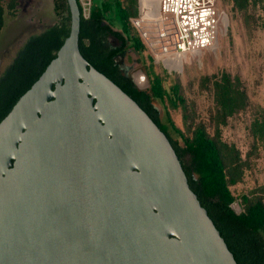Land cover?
Here are the masks:
<instances>
[{"label": "water", "instance_id": "95a60500", "mask_svg": "<svg viewBox=\"0 0 264 264\" xmlns=\"http://www.w3.org/2000/svg\"><path fill=\"white\" fill-rule=\"evenodd\" d=\"M67 3L68 37L0 122V264H238L167 135L82 55Z\"/></svg>", "mask_w": 264, "mask_h": 264}, {"label": "trees", "instance_id": "16d2710c", "mask_svg": "<svg viewBox=\"0 0 264 264\" xmlns=\"http://www.w3.org/2000/svg\"><path fill=\"white\" fill-rule=\"evenodd\" d=\"M52 1L58 18L56 24L27 42L0 82V122L38 80L70 33L71 17L67 0ZM229 1L233 9L247 18H252V11L264 3V0ZM78 3L81 10L79 47L82 55L133 98L167 135L191 189L207 210L237 263L264 264V183L236 195L235 188L243 182L251 168L253 151L243 157L235 144L223 138V128L228 120L249 104L240 77H233L225 71L208 77L214 100V131L210 132L204 123L196 122L193 106L182 97L177 80L166 85L167 75L165 79L150 67L149 88L140 89L116 63V55L125 54L127 41L138 52L145 49L139 36L132 33L131 26V18L140 13V0H104L100 3L91 0L88 13L81 0ZM4 12L0 8V31L4 26ZM113 14L121 22L124 35L113 29ZM109 34L118 37L123 47H112L107 39ZM157 102L169 103L165 107L166 121L161 119ZM179 109L183 111V129L175 124L170 114L171 110ZM251 134L255 148L258 143L264 145V117L253 120ZM238 200L241 205L239 211L234 207Z\"/></svg>", "mask_w": 264, "mask_h": 264}, {"label": "rangeland", "instance_id": "374dc122", "mask_svg": "<svg viewBox=\"0 0 264 264\" xmlns=\"http://www.w3.org/2000/svg\"><path fill=\"white\" fill-rule=\"evenodd\" d=\"M103 2L104 0H94ZM10 0H1L0 4L7 8ZM153 4L156 0H150ZM19 9L15 17L5 13V27L0 35V75L12 63L17 50L31 34H38L56 24L58 18L54 13L52 0H18ZM217 6L223 13L222 31L217 43L201 53L190 54L184 60L182 68L170 71L163 62L155 60L153 53L147 48L137 28L132 26L145 49L138 52L127 41L123 64L128 68L127 74L137 84L142 79L140 89H148V72L150 67L161 77L167 75L166 85L172 80L180 83L181 95L186 103L193 106L196 122H202L210 132L214 131L212 115L214 100L211 90L212 83L208 77L220 72H228L233 77H240L247 92L249 104L245 110L228 120L223 128V138L235 144L243 157L252 152L251 168L235 188L236 195L249 191L251 188L264 183V145L258 143L254 147L251 134V123L256 118L264 117V3L252 11L253 17L247 18L242 12L233 9L229 0H217ZM225 14V15H224ZM113 29L123 33L121 22L112 15ZM126 37V36H124ZM146 80H144V78ZM166 79V77H165ZM145 81V82H144ZM157 102L162 121H166V105ZM175 124L183 129V111H170ZM237 211L241 209L240 201L234 204Z\"/></svg>", "mask_w": 264, "mask_h": 264}, {"label": "built area", "instance_id": "2783aa9c", "mask_svg": "<svg viewBox=\"0 0 264 264\" xmlns=\"http://www.w3.org/2000/svg\"><path fill=\"white\" fill-rule=\"evenodd\" d=\"M156 1L152 4L150 0H140V13L131 22L155 60L170 71L180 69L171 65L176 58L181 57L183 65L188 55L199 54L217 43L225 24L217 0ZM81 3L88 13L91 0ZM137 84L145 83L139 78Z\"/></svg>", "mask_w": 264, "mask_h": 264}, {"label": "flooded vegetation", "instance_id": "af4514ba", "mask_svg": "<svg viewBox=\"0 0 264 264\" xmlns=\"http://www.w3.org/2000/svg\"><path fill=\"white\" fill-rule=\"evenodd\" d=\"M1 1V0H0ZM0 8H3L4 10H5V12H4V14H3V16H2V19H3V22H4V26H3V28L1 29V31H0V35H1V33H3V31H4V27H5V18H4V16H5V13L8 11L9 13H11L10 14V17H15V13L17 12V9H19V5H18V0H10V2L8 3V6H7V8H5L3 5H1L0 4ZM51 28V27H50ZM47 29H49V28H47ZM47 29H45L43 32H45ZM43 32H41V33H43ZM41 33H38V34H41ZM38 34H31L26 40H25V42L22 44V46L17 50V52H16V55H15V57L13 58V60H12V63L7 67V69L2 73V75H0V82L3 80V78L5 77V75L10 71V68L12 67V65H13V63H14V61H15V59H16V57H17V55L19 54V52L25 47V45L27 44V42L33 37V36H36V35H38ZM110 35H112V36H115V35H113V34H109L108 35V41H109V43L111 44V46L112 47H114V48H121V47H123V43H122V45H120V46H117L115 43H113V42H111L110 40H109V36ZM116 37V36H115ZM116 38H118V37H116ZM119 39V38H118ZM120 40V39H119ZM120 42H122L121 40H120ZM118 56H122V55H120V54H118V55H116V57H115V61H116V58L118 57ZM123 57H124V55H123ZM116 63L118 64V62L116 61ZM119 65V64H118ZM120 67H121V69H123L126 73H127V71H128V68L122 63V64H120L119 65Z\"/></svg>", "mask_w": 264, "mask_h": 264}, {"label": "bare ground", "instance_id": "6f19581e", "mask_svg": "<svg viewBox=\"0 0 264 264\" xmlns=\"http://www.w3.org/2000/svg\"><path fill=\"white\" fill-rule=\"evenodd\" d=\"M171 65L178 66L179 68L182 65L181 57L176 58L174 62H171ZM180 68H182V66Z\"/></svg>", "mask_w": 264, "mask_h": 264}]
</instances>
